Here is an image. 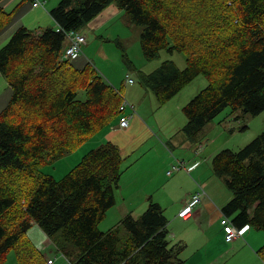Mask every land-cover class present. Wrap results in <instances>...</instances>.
Instances as JSON below:
<instances>
[{"label":"trees","instance_id":"obj_1","mask_svg":"<svg viewBox=\"0 0 264 264\" xmlns=\"http://www.w3.org/2000/svg\"><path fill=\"white\" fill-rule=\"evenodd\" d=\"M113 3L142 26L146 60L161 50L184 55L183 67L167 59L137 70L159 105L198 75L207 79L182 108L187 138L196 141L227 106L252 116L264 111V0H59L49 12L59 30L20 26L0 47V73L11 89L0 111V264L12 250L18 264H44L27 235L33 224L71 264H186L185 244H172L163 208L152 199L119 227L98 228L123 173L116 144L91 149L60 179L40 173L119 114L121 91L89 61L80 67L63 57L65 32H80ZM12 16L0 5V33ZM211 166L232 193L222 213H235L238 228L264 231V130L237 151L217 152ZM256 253L264 263V243Z\"/></svg>","mask_w":264,"mask_h":264},{"label":"rangeland","instance_id":"obj_2","mask_svg":"<svg viewBox=\"0 0 264 264\" xmlns=\"http://www.w3.org/2000/svg\"><path fill=\"white\" fill-rule=\"evenodd\" d=\"M3 1L4 0H2V2ZM49 5V3H44L43 6L36 8L38 11L44 12L46 15H44L45 17H39L32 22V25L30 26L31 28L26 26L29 30L35 32L38 30L42 31L46 28H52L53 19L47 13ZM112 5H114V3ZM109 12V9H106L105 13L109 14ZM99 22L100 21H97V24H99ZM142 30V26L133 23L124 11H122V15L114 17L110 23L104 25L100 29H96L95 27L90 29V25L87 24L81 30L86 37V43L82 46L81 54L107 81H109V83L121 91L122 96L126 100L127 98L131 100L132 98H146L144 103V106L146 107L149 105L148 98L156 97L150 89L139 83L137 70L150 72L158 67L162 61L167 59L173 60L178 67H183L184 55L180 52L168 53L165 50H161L157 58L146 60L142 55L139 43V35ZM121 47L123 48V51ZM127 61L129 63H127ZM127 78H132L133 83H128ZM206 84L207 79L202 75H198L179 93L172 97L175 99H171L172 101L168 102V105L170 104V106L166 109V121L170 123L171 129L166 133H162V131L167 129L166 124L163 123L161 132L158 133L160 138L154 135L155 138H158L161 142H163L161 144H155V146L152 147V150L147 152L146 155L141 156L136 163L134 162L135 159L142 152V150L145 149V146L148 143V140L145 138L149 135V133L146 131H139L135 133L134 139H129L125 138V135H122L121 130L120 132L115 133H112L113 130H109L112 133V139L110 136L112 141H116V139L121 141L119 142V145H117L121 150V155L124 156L122 167H125V169L121 175L119 187L115 192V198L116 200L118 199V202L122 198H125L124 200L122 199L124 202L123 207L126 205L125 203H128L127 198L131 195L130 192H132V190H137L135 195L137 203H139L144 197H148L147 201L152 199V193H155V199L159 200L163 203V205L168 202L169 199L171 200V197L180 196V194H182L189 186V181L186 177H177V174L181 172L186 173L184 169L185 166L176 171L171 177L166 175V170L172 169L173 165L179 164L180 161H187L189 158L193 159L194 156L196 157L197 154H195V152H191L190 149L194 150L199 144L206 147L208 153H210L209 164L211 165L213 156L220 150L228 148L237 151L244 145L248 144L262 130H264V120L261 115L257 114L252 116L248 113H244L239 108L234 109L231 106H227L214 118L211 123L213 125H209L211 127H206L204 129L206 131H201L198 134L196 141H192L189 138H187V140L184 139L185 135L182 132L177 134L176 129L183 119V116H185L182 109L183 106L201 89H203ZM5 86H8V84L1 75L0 111L3 107H5L10 99V94L8 96L6 91L4 92L3 90ZM80 97H83L81 91L78 92V98ZM184 101L187 102L183 105ZM127 109L128 108L125 109V113H127ZM182 112L184 115H182ZM115 119L117 120V117ZM164 134L168 135V138L176 134L181 135L182 138L184 137L183 140L187 142V145L172 147L166 142L168 139H166ZM107 135L108 133L100 135V132L94 134L73 150L64 153L60 158L42 165L40 173L50 175L54 179L62 178L88 151L96 149L106 142H111L109 141V137H107ZM204 152H206V150ZM199 158L205 159V154H200ZM169 159L174 160L175 163L170 164L168 161ZM130 162L132 165L128 167ZM140 168H149L150 173L136 176L137 170ZM188 177L189 179H192L191 176L188 175ZM225 188L230 192L226 185ZM153 190H155V192ZM152 200L155 201L154 199ZM116 204L119 203L116 202ZM123 207H117V205L110 207L106 211L105 217L98 223V228L101 231H107L111 229L110 227H112L111 225H114V223L115 226L119 227V214L123 215ZM163 211L166 213L165 216L168 217L171 210L168 208ZM119 229L120 237L124 239L126 237V233L122 227ZM250 231L259 232L264 236V231L262 230H255L251 228ZM27 235L30 239L32 238L30 231ZM31 241L33 242L32 239ZM40 250L41 253L43 252L42 254H44V250ZM222 251L223 250L220 248L214 249L211 258L213 262H209V264H237L234 262L237 257L232 258L231 253H222ZM204 253L205 251L203 248L200 252V256H203ZM16 262L17 257L15 251L12 250L7 255V264H16ZM199 263L200 260H193L191 264Z\"/></svg>","mask_w":264,"mask_h":264},{"label":"crops","instance_id":"obj_3","mask_svg":"<svg viewBox=\"0 0 264 264\" xmlns=\"http://www.w3.org/2000/svg\"><path fill=\"white\" fill-rule=\"evenodd\" d=\"M35 1H39L40 5L34 6L33 3ZM58 1L59 0H4L2 2L1 0L0 5L3 9L7 11H13V19L10 24L7 25V27L2 31V33H0V47L8 41L10 36L18 27L27 26L31 28L30 26L32 25V22H34L37 18L45 17L44 15L46 14H44V12L38 11L36 9L37 7L43 6L44 3H49L50 5L47 9V13L48 15H50V9H52L58 3ZM106 9H109V14L105 13ZM122 11L123 10L119 9L115 4H110L89 22L90 29L94 27L96 29H100L104 25L110 23V21L114 17L122 15ZM97 21H100L99 24H97ZM52 28H58V25L55 21L53 22V20ZM74 61L75 64L80 67L83 66L85 62H87L82 54L74 59ZM3 90L4 92L6 91V94L8 96L9 94L11 96V89L9 86H5ZM145 99L146 98H132L131 100L127 98V100L131 104H133L135 110L132 111V109L130 108L126 110L128 114H132L129 118V124L126 128H119V117L117 116V120L115 119L108 127L100 131V135H102L103 133H108L107 137H109V141L114 142V144L116 145H119V142L121 141H119V139H116V141H112V133L120 132L121 130L122 135H125V138L134 139V135L136 132H148L149 135L145 138L148 140V143L145 146V149H143L135 159V163L139 158H141V156L146 155L147 152L152 150V147H154L155 144H161L163 142L158 139L160 138L158 136V133L161 132L163 123L166 124L167 129L162 131V133H166L171 129L170 123L166 121V109H168V107L170 106V104L168 105V102L172 101L175 98H171L172 100L170 99L163 105H159L156 98H148L149 105L146 107L144 106ZM186 102L187 101H184L183 105ZM182 115H184L183 112ZM258 115H261L264 120V111H262ZM185 123L186 118L185 116H183V119L176 129L177 134L179 132H182V127L185 125ZM211 123L212 121L209 122L202 131H206L204 130L206 127H211L209 126L213 125ZM109 130H113V132L111 133ZM177 134L172 135L170 138H168V135L164 134L166 139H168V141L166 140V142L169 143L172 147L187 145V142L183 140L184 137L182 138L181 135ZM154 135H156V137L158 138H155ZM184 139L187 140V137L185 136ZM205 150L206 152H204ZM190 151L195 152L197 156H194L193 159L189 158L187 159V161H180L184 162V169L187 174L185 172L177 174V177H186V179L189 181V186L184 190V192L180 194V196L171 197V200L169 199V201L164 205L159 200L155 199V193H152L151 195V198L154 199L163 208V210H167L168 208H170L171 210L168 217L165 216L168 220L167 229L169 231V236L172 240V243L181 242L182 244H185V248L181 253V257L183 255L182 258L186 260V264H191L193 260H200L199 264H209V262H213L211 259L213 250L220 248L223 250L222 253H231L232 258L237 257V259L234 261L237 264H264L256 253V250L264 243V236L259 232H251V228H249L247 230H244L241 236L237 237L231 242H227L225 240V232L221 224V218L225 215L222 213V207L231 200L232 193L225 188L222 178L216 176L213 173L211 165L209 164L210 153H208L207 148L203 147L202 144H199L195 147L194 150L190 149ZM200 154H205V159H200ZM168 161L170 164L175 163L172 159H169ZM131 165L132 164L130 162L128 167H130ZM124 169L125 167L123 168V171ZM149 173V168H140L139 170H137L136 176ZM174 173L175 172H172L171 175H166L171 177L174 175ZM188 175L191 176L192 179H189ZM200 189L204 191V194L201 197V201L199 202V204L195 207L192 215L187 218L180 217L178 213L183 208L189 196ZM153 191L155 192V190ZM136 192L137 190H132V192H130L131 195L127 198L128 203H125L126 205L124 207V202L122 201V199L124 200L125 198H122L121 200H119V202L118 199L116 200L115 198L114 205H117V207H123V215L119 214L120 218L128 213H130L134 217H137L147 208L148 197L142 198V200L137 203L135 199ZM116 202L119 204H116ZM163 212L165 215V211ZM234 216L235 213L232 214V216L227 215L229 220L232 222ZM111 226H115V223ZM29 231L32 237L31 239L33 240V242H31L39 250H44L43 255L45 257V260L47 258H54V264H71V262L67 258H65L60 251L56 249L55 245L52 244L50 239L36 225L33 224ZM203 248L205 253L203 256H200V252L201 250H203ZM16 264L18 263L16 262Z\"/></svg>","mask_w":264,"mask_h":264},{"label":"built area","instance_id":"obj_4","mask_svg":"<svg viewBox=\"0 0 264 264\" xmlns=\"http://www.w3.org/2000/svg\"><path fill=\"white\" fill-rule=\"evenodd\" d=\"M34 6L40 5L39 1H35L33 3ZM60 28H57L59 30ZM66 40H68V44L65 46V50L63 53V57L67 59L74 60L82 52V46L86 43V37L81 32L75 30H69L65 32ZM128 83H133L132 78H127ZM130 108L132 111L134 110V106L130 104L125 98L122 100L121 104L118 108L119 118H118V126L123 129L126 128L129 124V118L132 114L125 113V109ZM184 167V162H180L179 164L173 165L172 169L167 170L166 174L171 175L172 172H176ZM204 191L199 190L195 193L191 194L187 201L185 202L183 208L179 211L178 215L182 218H187L192 215L195 207L201 201V197L203 196ZM221 224L223 226V230L225 232V240L227 242H231L237 237L241 236L244 229L237 228L232 221L229 220L227 216H223L221 218ZM46 264L54 263V258H47L45 260Z\"/></svg>","mask_w":264,"mask_h":264},{"label":"bare ground","instance_id":"obj_5","mask_svg":"<svg viewBox=\"0 0 264 264\" xmlns=\"http://www.w3.org/2000/svg\"><path fill=\"white\" fill-rule=\"evenodd\" d=\"M64 59H67V58H64ZM68 60H71V59H68ZM237 228H238V227H237ZM239 228H242V229H244V230H247V229H248L246 225L243 226V227H239ZM44 264H46V262H44ZM52 264H54V263H52Z\"/></svg>","mask_w":264,"mask_h":264}]
</instances>
